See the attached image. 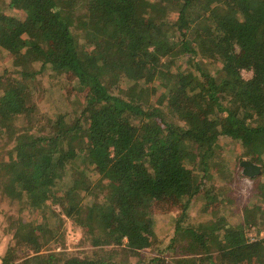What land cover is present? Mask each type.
Listing matches in <instances>:
<instances>
[{"label":"trees","instance_id":"obj_1","mask_svg":"<svg viewBox=\"0 0 264 264\" xmlns=\"http://www.w3.org/2000/svg\"><path fill=\"white\" fill-rule=\"evenodd\" d=\"M0 53L2 264H264V168L242 210L232 194L264 163V0H0ZM161 200L183 212L158 231ZM61 212L87 246L66 259Z\"/></svg>","mask_w":264,"mask_h":264},{"label":"rangeland","instance_id":"obj_2","mask_svg":"<svg viewBox=\"0 0 264 264\" xmlns=\"http://www.w3.org/2000/svg\"><path fill=\"white\" fill-rule=\"evenodd\" d=\"M2 53H0V74H2L3 70L5 67H7L8 65H10L11 60L15 57L13 54H7L6 56H2ZM18 56V55H16ZM5 65V66H4ZM17 67L12 65V67L9 69V72L7 74V79H11L12 78V73L15 74V72L17 71ZM251 72V70L249 72L244 71L243 73H245L246 75H249V73ZM26 78V77H25ZM25 83L24 80H22L21 85H23ZM67 84V83H66ZM65 83H63V91L66 92V99L68 103V111H71L73 113V115H76L73 112V107H72V103L70 102L71 99H74V93H73V89L72 87H70V85L66 86ZM19 85V84H18ZM158 93V92H157ZM156 95L155 93L152 94L151 99L155 100ZM41 99L38 98L35 100V103H33L36 107V110H41L40 107V103L44 102L45 105H48V101L50 99ZM53 105V104H52ZM49 105V106H52ZM59 109V108H58ZM4 144V142L2 141V139L0 138V158L2 156V154L4 153L3 149H2V145ZM10 147V146H8ZM244 159H249L247 157H245ZM243 160V159H242ZM254 161V160H253ZM257 162V161H255ZM261 165V168H264V163L263 162H257ZM240 165H241V161H240ZM242 167V165H241ZM243 169V167H242ZM262 172V170H261ZM261 172L257 173L254 176H249L246 175V177H242L240 175L239 176V180L234 182V189L232 191V194L236 197L238 206L240 207V209L242 210L243 205L248 202L251 198V196L253 195L254 191L256 190V182L254 179V177L258 176L261 174ZM243 173V171H242ZM244 174V173H243ZM245 175V174H244ZM15 188H17L14 184L11 185V190L14 191ZM5 197L0 196V264H2V258L3 255L6 253V251L8 250V248L10 246H13L16 241H17V230L19 227V220L16 221V215L18 213V210L20 208V204H19V200L18 199H13L11 198V196L9 195H4ZM56 209L58 208V205H55ZM154 210L157 214V219H158V224H156V229H158V231L160 230H165L166 228H168L172 222H170V218L174 215V216H179L182 214L183 212V207L180 203H171V202H167L165 200H161V201H157L154 205ZM6 210V211H5ZM59 210V209H57ZM194 214L196 213V210L192 211ZM10 213H12L14 215V218L12 219L10 217ZM35 215H38L37 211H35L34 213ZM199 215L203 218H206L205 213H200ZM21 216L23 218V220L28 221L29 219H31L32 217V212L27 209L24 210V212H21ZM61 216L63 217V224L61 222V225H59V229H60V238L59 240L55 241V243L50 242L49 244H52V249H54L55 251H57L59 253V257H61V259H66L69 255V251L71 248H74V246L72 244L78 245L79 247H87L86 245H82L81 241L84 239L85 235L83 234L84 229L76 224V222L66 216L63 212H61ZM39 218H41L39 216ZM251 236V240L254 239V237H256L255 232L251 231L248 233ZM264 237V228L261 231V235L259 234L257 236V238H262ZM66 244V247H63V244ZM55 244V245H53ZM58 244V245H56ZM48 250L47 246L44 247V251ZM148 249H143L142 251H146ZM153 251V250H150ZM169 264H177L176 261L170 256L168 255ZM126 255L124 256L123 253H120L118 256V263H122L124 264L127 263L126 262ZM122 260V261H121ZM244 264H256L257 263V258L254 257L253 255H251V257H249L247 260H245L243 262Z\"/></svg>","mask_w":264,"mask_h":264},{"label":"water","instance_id":"obj_3","mask_svg":"<svg viewBox=\"0 0 264 264\" xmlns=\"http://www.w3.org/2000/svg\"><path fill=\"white\" fill-rule=\"evenodd\" d=\"M241 165L243 173L249 176H254L262 170L261 165L251 159L241 160Z\"/></svg>","mask_w":264,"mask_h":264}]
</instances>
